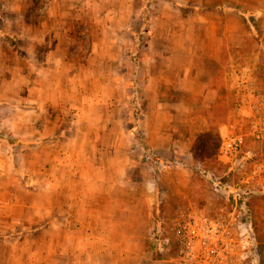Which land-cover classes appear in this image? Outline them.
Wrapping results in <instances>:
<instances>
[{
  "label": "rangeland",
  "instance_id": "rangeland-1",
  "mask_svg": "<svg viewBox=\"0 0 264 264\" xmlns=\"http://www.w3.org/2000/svg\"><path fill=\"white\" fill-rule=\"evenodd\" d=\"M49 1L0 0V24L6 22L0 34V74L6 82L0 76V87L10 89L0 92V102H26L20 93L36 77L40 59L28 63L23 58L19 36L43 35L46 31L35 24L45 21L54 24L53 33L63 42H74L59 50V72H77V85L92 102V117L114 119V105L126 106L118 111L113 132L109 129L93 143H42L44 157L32 142L36 127L21 126L37 119V112L31 116L0 107V264L70 263L68 254L53 252L59 228L38 217L51 216L52 205L43 209L42 196L26 192L28 185L48 184L46 200H57L58 191L51 189L57 172L50 161L58 149L66 150L64 155L71 152L63 165L70 173L60 179L66 189L59 209L72 217L62 240L87 252L76 256V264H264V0H226L245 20L228 16L229 30L217 24L216 12L205 15L214 21L208 34L215 42L198 53L224 62H205L199 79L182 84L189 92L164 84L159 96L163 108H154L148 119L151 130L141 122L147 95L136 78V63L163 53L187 63L180 51L186 33L200 38L202 32L170 27L191 17L195 22L198 13L178 17L177 6L162 0H58L61 13L51 17L37 10ZM88 6L92 10L85 13ZM140 9L151 29L138 32L136 42ZM26 19L31 25L24 29ZM212 74L218 78L214 86ZM28 99L37 103L36 92ZM104 130L96 128L97 134ZM118 131L122 139L116 140L112 133ZM144 183L153 190L144 191ZM12 229L25 235L34 231L17 240L9 239ZM136 233L144 242L138 255ZM64 246L67 252L69 245Z\"/></svg>",
  "mask_w": 264,
  "mask_h": 264
},
{
  "label": "crops",
  "instance_id": "crops-1",
  "mask_svg": "<svg viewBox=\"0 0 264 264\" xmlns=\"http://www.w3.org/2000/svg\"><path fill=\"white\" fill-rule=\"evenodd\" d=\"M49 1V0H48ZM163 2H172L175 6L178 8L177 16L183 17L184 19H189L191 17V13L197 12L199 19H197L195 22H193L192 17L190 21L182 22L180 24L170 27V30H184L187 32L193 31V30H199L202 32L200 35V38H196V36H192L190 33H186V36L184 38L183 42V49L180 50L181 53L186 54L187 56V63L180 64L176 63V55H170V54H159L156 58L151 60L148 59L146 56L140 57L136 63V78L139 79L144 88V94H146V98L144 97V100L142 102L141 106V115H142V123L144 125V128L146 130H151V123L148 119L151 117V111L154 113L157 108H163V104L161 101H159V96L164 94V91L162 90L164 84H168L169 88L174 87V89H180L185 90L186 92H189L187 89L188 86L184 84L189 79H199L204 71L205 68V62H219L222 66L223 62L221 58H216L214 55H203L201 56L198 53V48L200 47H206L210 45V43L215 42V40H210L208 29L210 28V25L214 21L208 20V18L205 16L207 13L216 12L219 16V19L217 21L218 25H221L222 28H225L226 30L232 29L230 27V24L228 23V16L234 15L241 19V21L244 20V16H242L240 13H238L237 10H235L233 7V3H228L226 0H219L218 3H213L211 1L214 0H162ZM185 1V2H184ZM54 5L51 6L52 0L46 4L47 6H43L42 8H37L39 11H44L45 16H53V15H60L59 8L56 7L58 4V0H54ZM69 2V1H68ZM70 2H74V0H71ZM191 2V3H190ZM225 3V4H224ZM70 4V3H69ZM186 9H189L190 11L186 12ZM92 8L88 6L85 9V13H90ZM26 11H28V6L26 7ZM105 13V11H104ZM23 14V12H22ZM263 14V13H262ZM25 15H27V12H25ZM146 13L144 9H140L137 13V17L141 19V24L139 28H136V42L138 41L137 34L138 32L143 31L144 27H147V29H151L150 24H146ZM49 22L42 21V23L38 22L35 25L38 28V31L41 29L43 31H46L43 35H39L37 38L32 37H25L23 33H21V36L19 41L24 42V48H25V54H23V58L27 60L29 63L30 60L38 58L40 59V66L38 69H36V77L31 81L30 83L26 85V88L22 93H20L21 101L23 99L27 98L24 102L21 104H16L15 106L10 102H0V107L2 109L6 110H13L14 108L20 109L22 111H26L27 113L33 115L32 113L34 111L37 112V119L31 118L30 123L25 122L24 124H21L22 127H36V139L32 142H36L39 145L42 143L51 142L53 145H56L58 141L64 140L68 143L76 144V143H93L95 142L97 138H101L102 136H105L108 133V130L110 129L111 132H113V127L115 126V122H118V111L122 109L123 106H126V104L121 105V103H117L115 107L114 113V119L113 117H109L107 114V117H103L100 115L99 118L92 117V111L94 108L92 107L91 103L89 101V94L88 91L83 90V88L78 87V83L76 81L77 72L74 70L68 69L67 71L59 72L60 71V61L62 60V57L59 56L58 52L62 48V46H73L74 42L70 40L62 41L56 33H53V30L55 29L54 24H48ZM31 23L26 19V23L24 25V29H26V26H30ZM216 25V23H215ZM65 27V26H64ZM166 26H162L160 28L161 30L164 29ZM4 28H6V22L0 24V34L3 33ZM22 28V29H23ZM125 27L122 26L120 29H124ZM24 29L21 31L23 32ZM119 29V28H116ZM5 33V32H4ZM26 38V39H25ZM216 47H220V41H217ZM148 42V46H149ZM151 47V45H150ZM71 51V50H70ZM69 51V53H70ZM24 59V60H25ZM67 73V74H66ZM97 74V73H96ZM102 75V74H101ZM1 76V74H0ZM61 76H64L63 83H61ZM3 80V84L6 82V78L4 76H1ZM105 79H108V77L104 76ZM174 79V80H173ZM209 80L212 81V86L218 84V78L214 76V74L210 75ZM187 81V83H188ZM66 83V84H65ZM173 84V85H172ZM87 86L88 83H85ZM90 86L91 83H89ZM172 85V86H171ZM178 87H176V86ZM7 86V84H6ZM81 86H83L81 84ZM89 89V86H88ZM9 88L5 86L0 87V92L4 93H10ZM33 92H36V96L38 98L37 103H34L28 98H32ZM107 93V92H106ZM105 93V95H106ZM5 95V94H4ZM6 97V96H5ZM77 99V100H76ZM157 99V100H156ZM109 100V99H108ZM106 99V102H108ZM80 102V104H77ZM104 105L102 104V107ZM108 110V106L106 107ZM172 112L174 111V108H170ZM102 111V110H101ZM66 112V115L65 113ZM68 115V116H67ZM109 117V118H108ZM40 120H39V119ZM3 123V122H2ZM119 123V122H118ZM96 128H100L101 131L104 129V133L101 132V134H97ZM143 128V129H144ZM51 130V131H50ZM53 130V131H52ZM147 133L149 131H146ZM113 137L116 136V140L122 139L121 135L119 134V131L117 134H113ZM115 138V137H114ZM3 141L2 138H0V143ZM28 142V141H27ZM29 143V142H28ZM4 148L6 151H8L7 146L4 144ZM85 150L87 151V148L85 147ZM85 151V153H86ZM39 154L44 157V150L39 148ZM57 156L52 157L53 161H50V165L53 166V169L57 172V175H54L55 183L52 185L51 189L53 191H58V198L55 202L51 203L48 202L45 198V192L49 191V186L43 185L44 183H41V185H36V188L29 189V185L26 186V192H37L38 195H41L43 200L40 204L39 201V207L42 205L43 209L46 207H50L52 205L53 207V214L50 216L48 213L43 214V216H38L41 219L42 222H52L56 224V227L59 228L58 238L56 241L54 240L53 243V252L57 254L58 256H61L63 254H68L69 258L71 257L69 264H76L77 260L76 256H79L80 254L87 255V252H80L76 251L77 248L71 247V242L67 240H62L63 237L66 235V228L67 226H64L67 221L68 223L72 221V217L69 219L65 214H62L63 212L59 209V207L62 206L61 201L59 200L61 191H65L66 188L65 184H62L60 179L64 178L69 175L70 171L67 169L66 171L63 169V165H66L68 162V157H70V153L67 155L66 150L58 149ZM7 155V154H6ZM102 168V167H101ZM11 171V170H10ZM13 173V171H12ZM15 173L17 174H24L22 171L16 170ZM27 183L28 180H27ZM151 183H148V186L143 184V190L144 191H151L153 190V187L151 186ZM8 190H10L11 185L8 184L7 186ZM29 187V188H28ZM69 189H74V186H69ZM44 196V197H43ZM87 204V202H86ZM29 207H35L36 205L30 204ZM39 213V211H37ZM49 215V216H48ZM39 221V220H38ZM103 221V220H102ZM61 224L63 226H61ZM40 227L37 226L34 230H38ZM34 230H30L26 233H19L16 229L11 230V235L9 239H15L20 240V238L23 236L27 237L32 234ZM36 237V236H35ZM69 237H71V234L69 233ZM24 239V238H23ZM70 239V238H68ZM70 242V244H69ZM65 245H69V249L67 252H65ZM57 250V251H55ZM144 250V242L142 240L141 234L136 233V255L140 254ZM54 264H66L63 260H58Z\"/></svg>",
  "mask_w": 264,
  "mask_h": 264
}]
</instances>
